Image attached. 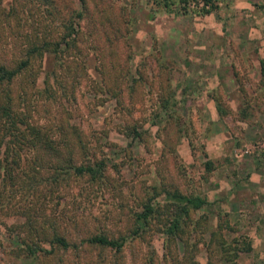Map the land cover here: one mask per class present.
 <instances>
[{
	"label": "rangeland",
	"instance_id": "obj_1",
	"mask_svg": "<svg viewBox=\"0 0 264 264\" xmlns=\"http://www.w3.org/2000/svg\"><path fill=\"white\" fill-rule=\"evenodd\" d=\"M88 1L100 3L80 22L97 45L86 57L88 84L101 80L100 59L127 62L116 76L106 70L113 94L77 90L70 120L92 134L91 157L105 161L106 176L92 184L71 177L46 197L19 191L17 204L36 199L33 209L73 242L89 232L124 233L145 201L155 195L161 207L167 190L211 204L192 213L178 237L163 232L162 207L121 251L55 250L37 263L264 264V10L257 0ZM102 26L110 34L94 37ZM53 62L47 53L45 69ZM23 221L0 217V264L30 263L14 226Z\"/></svg>",
	"mask_w": 264,
	"mask_h": 264
},
{
	"label": "trees",
	"instance_id": "obj_2",
	"mask_svg": "<svg viewBox=\"0 0 264 264\" xmlns=\"http://www.w3.org/2000/svg\"><path fill=\"white\" fill-rule=\"evenodd\" d=\"M256 2L264 10V0ZM97 6L91 7L88 0H0V217L7 213L25 217V221L14 226L21 238L19 248L30 258L29 264H39L41 255L58 250H73L79 255L91 245L121 251L145 232L153 214H162V207L168 218L163 232L169 238L178 237L190 225L191 214L211 204L200 195L167 190L165 203L160 207L155 195L149 197L124 233L115 236L105 230L89 232L78 242L70 241L56 220H48L43 211L33 209V197L30 205L17 204L19 191L46 197L66 185L71 177L85 176L92 184L106 176L105 161L92 160V134L87 135L80 125L70 123L78 106L77 90L90 85L97 94H113L112 78H108L106 70L116 76L127 63L97 60L95 68L101 80L88 84L86 57L97 52V45L95 39L93 43L88 39L89 32L80 22L92 10H100V3ZM98 14L104 16L105 12ZM14 20L22 33L11 25ZM28 21L30 26L25 24ZM102 27L94 31V37L110 34ZM118 49L119 46L112 53ZM47 53L54 58L50 69L44 65ZM136 80L131 78L132 82ZM199 223L195 222L197 226ZM1 242L0 234V245Z\"/></svg>",
	"mask_w": 264,
	"mask_h": 264
}]
</instances>
